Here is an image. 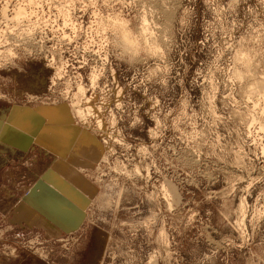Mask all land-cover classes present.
Masks as SVG:
<instances>
[{
	"label": "rangeland",
	"instance_id": "1",
	"mask_svg": "<svg viewBox=\"0 0 264 264\" xmlns=\"http://www.w3.org/2000/svg\"><path fill=\"white\" fill-rule=\"evenodd\" d=\"M263 81L264 0H0V102H65L102 148L82 225L0 226V264H264Z\"/></svg>",
	"mask_w": 264,
	"mask_h": 264
},
{
	"label": "crops",
	"instance_id": "2",
	"mask_svg": "<svg viewBox=\"0 0 264 264\" xmlns=\"http://www.w3.org/2000/svg\"><path fill=\"white\" fill-rule=\"evenodd\" d=\"M100 146L65 102H0V226L76 231L97 192Z\"/></svg>",
	"mask_w": 264,
	"mask_h": 264
},
{
	"label": "bare ground",
	"instance_id": "3",
	"mask_svg": "<svg viewBox=\"0 0 264 264\" xmlns=\"http://www.w3.org/2000/svg\"><path fill=\"white\" fill-rule=\"evenodd\" d=\"M22 9H20V8H17L16 9V11H15V15L14 16H16L17 15V18H18V16L19 15H21L22 14ZM21 13V14H20ZM66 13V12H65ZM67 14V13H66ZM65 14V15H66ZM64 15V14H63ZM22 16V15H21ZM67 16H68V14H67ZM69 17V16H68ZM65 20V19H64ZM142 22H143V20H142ZM145 23H146V20H145ZM144 22H143V24L142 25H146ZM72 25V24H71ZM142 25H140L141 27H140V31H138L140 34H138V36L139 35H141V38H142V36L144 37V35H145V33H147V32H145V31H147L146 30V27H147V25L144 27V26H142ZM148 28V27H147ZM30 30V29H29ZM150 34V33H149ZM27 35H29V34H27ZM148 37V36H147ZM146 37V35H145V37L143 38V41L144 42H146L147 43V38ZM33 38V37H32ZM68 38V37H67ZM70 38V37H69ZM68 38V39H69ZM140 38V37H139ZM22 39H26V36H24V37H21V38H19L18 37V40L20 41V40H22ZM136 39V38H135ZM140 40V39H139ZM151 40V39H150ZM149 40V41H150ZM23 41V40H22ZM21 42V41H20ZM133 42V41H132ZM143 42V43H144ZM10 43V42H9ZM18 44V43H17ZM21 45V44H20ZM147 45V44H146ZM151 45V44H150ZM155 49V48H154ZM149 50V49H148ZM155 51V50H154ZM154 53V52H153ZM155 53H156V51H155ZM154 55V54H153ZM249 59V58H248ZM245 62V61H244ZM246 63V62H245ZM244 65H246V64H244ZM246 67V66H245ZM93 70V69H92ZM98 73V72H97ZM96 73V71L95 70H93V71H91V73H90V77H89V87L92 89L93 87H95V85H96V80H97V78H98V74ZM259 79V78H258ZM264 82V81H263ZM262 85H264V84H262ZM264 87V86H263ZM84 92H85V87H84V85H82L81 83H79V84H77V92H76V94H81L82 96L84 95ZM252 92V91H251ZM259 93V92H258ZM95 96H94V93H92L91 94V96H89V97H86V99H85V105L83 106V107H78V106H74V111H75V114H76V116H78V117H80L81 118V120H82V123H84L83 125L84 126H86L87 124H90V117L92 116V115H97V113H98V107L97 106H94L92 103H90L91 101H94L95 100ZM248 108V107H247ZM246 110V109H245ZM248 110V109H247ZM251 121H253V119L251 120ZM253 123V122H252ZM96 125L98 126V127H100L101 125H102V119L100 118V117H97V122H96ZM258 128L257 129H259V130H262L263 128V126H262V124H258ZM264 149V148H263Z\"/></svg>",
	"mask_w": 264,
	"mask_h": 264
}]
</instances>
